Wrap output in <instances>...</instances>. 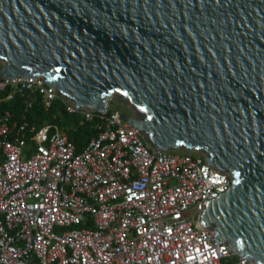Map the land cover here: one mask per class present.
Here are the masks:
<instances>
[{"label": "water", "instance_id": "obj_1", "mask_svg": "<svg viewBox=\"0 0 264 264\" xmlns=\"http://www.w3.org/2000/svg\"><path fill=\"white\" fill-rule=\"evenodd\" d=\"M0 73L118 117L232 184L202 227L264 264V0H0Z\"/></svg>", "mask_w": 264, "mask_h": 264}, {"label": "built area", "instance_id": "obj_2", "mask_svg": "<svg viewBox=\"0 0 264 264\" xmlns=\"http://www.w3.org/2000/svg\"><path fill=\"white\" fill-rule=\"evenodd\" d=\"M0 94L25 108L0 115V264H253L200 225L232 184L206 154L158 150L119 109L77 107L41 75L0 73ZM57 98L97 120L80 150L58 124L26 118Z\"/></svg>", "mask_w": 264, "mask_h": 264}, {"label": "trees", "instance_id": "obj_3", "mask_svg": "<svg viewBox=\"0 0 264 264\" xmlns=\"http://www.w3.org/2000/svg\"><path fill=\"white\" fill-rule=\"evenodd\" d=\"M2 65L0 64V69ZM5 111H10L15 120H19L25 112L23 99L17 95L11 100H6L0 94V115ZM29 123L38 126L44 123H56L64 129L67 137L72 141L77 149H81L88 140L96 134L97 120L88 121L79 113L70 114L66 111L64 102L57 98L51 106L45 110L40 103H35L26 112Z\"/></svg>", "mask_w": 264, "mask_h": 264}, {"label": "rangeland", "instance_id": "obj_4", "mask_svg": "<svg viewBox=\"0 0 264 264\" xmlns=\"http://www.w3.org/2000/svg\"><path fill=\"white\" fill-rule=\"evenodd\" d=\"M116 96H114L111 100H109V105L108 108H115V109H120L126 113H129V110L133 113V110L135 112V108L133 105H131L130 103H127L126 106H123L122 104L118 103L117 99H115ZM177 152H186L185 150L179 149L176 150Z\"/></svg>", "mask_w": 264, "mask_h": 264}, {"label": "bare ground", "instance_id": "obj_5", "mask_svg": "<svg viewBox=\"0 0 264 264\" xmlns=\"http://www.w3.org/2000/svg\"><path fill=\"white\" fill-rule=\"evenodd\" d=\"M80 150V149H79Z\"/></svg>", "mask_w": 264, "mask_h": 264}, {"label": "crops", "instance_id": "obj_6", "mask_svg": "<svg viewBox=\"0 0 264 264\" xmlns=\"http://www.w3.org/2000/svg\"><path fill=\"white\" fill-rule=\"evenodd\" d=\"M66 133V132H65Z\"/></svg>", "mask_w": 264, "mask_h": 264}]
</instances>
